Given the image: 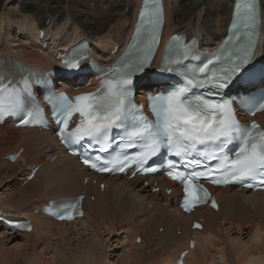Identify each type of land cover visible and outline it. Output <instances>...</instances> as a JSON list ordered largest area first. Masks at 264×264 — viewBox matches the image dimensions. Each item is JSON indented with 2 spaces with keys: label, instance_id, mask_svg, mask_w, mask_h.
<instances>
[{
  "label": "bare ground",
  "instance_id": "1",
  "mask_svg": "<svg viewBox=\"0 0 264 264\" xmlns=\"http://www.w3.org/2000/svg\"><path fill=\"white\" fill-rule=\"evenodd\" d=\"M6 1L7 5L4 6L6 11L0 8V31L2 27L6 29L12 17L17 24L13 28L17 34L22 35L21 40H32V44L27 41L19 42L1 31L0 56L9 54L24 63L43 68L56 63L52 48L63 47L83 38L93 42V52L97 56H108V52L115 45L119 46L118 51H120L131 32L140 3V0ZM259 1L262 9L263 35L257 46V53L260 54L259 56H264V0ZM13 2L17 4L15 8L20 5L22 12L29 11V15H33L35 22L30 24L28 18V24H26V15L19 14L14 7L11 10ZM232 2L233 0H163L164 38L171 32H184L188 35L195 34L200 38L201 44L216 42L225 31L226 23L230 18ZM16 18L22 21L16 20V22ZM46 18L52 20L48 25L45 24ZM63 19L65 21L62 23ZM39 32L44 33V38L37 43ZM7 41L15 43L18 41V43L17 46L10 48ZM44 43L48 45L47 48L42 47ZM143 87L148 88L146 85ZM144 88L136 91L140 92L137 94L140 98L143 97ZM257 118L264 124V111L258 114ZM19 148H22V151L13 162L8 160L0 162V189L2 188L0 214L12 218L27 217L30 219L32 228L28 232H1L0 264H19V260L21 264H107L104 262L101 251L103 245L97 231L104 230L108 235H113L117 229L125 233L127 239L124 238L123 241H126L129 248L126 249L127 254L124 253L123 259H116L111 264H175L176 257L181 250L187 248L188 240L192 235L195 241L194 247L187 251L183 264H264V191L249 192L230 186L217 188L213 190L218 204L217 211L204 206L196 209L193 214H184L173 205V195L179 194V189L163 178L155 177L159 182V187L169 185L172 187V192L170 195H162L163 202L160 203L157 197L161 195L151 193L149 189L141 185L144 178L126 180L120 175H100L97 178L89 174L78 164L75 157L63 152L50 130L15 128L6 122L0 124V158L15 153ZM53 156L56 158L50 162L49 159ZM23 164L27 168L36 164H41V167L31 180L26 181L24 186L17 188L18 190L10 191L8 187L3 188L7 182L16 178ZM28 173L29 170L23 174L21 181H24ZM85 178H87L86 184L83 183ZM93 179L97 180L95 185L90 183ZM100 180L106 184L103 190L98 188ZM53 182L58 183L56 185ZM52 183L63 191L72 193L45 198L53 193L55 186L51 190H46L47 186ZM82 193L85 194L82 202L85 212L73 223L57 222L40 212L41 206L49 200L72 197ZM92 195L94 196L93 202L88 200ZM33 199L39 200L38 203L32 204V211L35 208L39 210L37 214L29 210L28 203ZM149 203H151L150 209L147 208ZM104 205L106 207H103ZM236 214L245 218V222L243 218L242 222L245 227L254 231L253 240L257 241L258 245L246 249L240 245L243 249L241 253H239L241 248L238 249L239 251L232 248L234 252L231 249V253L228 251L227 254V250L222 248L223 244L219 247L218 244L214 246L216 241H213L212 233L220 229L224 223L232 222L231 225H234L233 217ZM197 218L203 220L202 228L192 231L191 221ZM160 219L165 222V229L176 224L174 233H171V229L169 233L164 232L165 237L160 234L162 238L164 237L160 241L164 245L162 250H157V246V248H152V245L151 248L148 246L149 249L139 252L143 246L152 243V237L148 236V233L153 223L158 220L159 224L156 229L159 231L162 226ZM240 221L238 219L236 224L238 229L241 227ZM73 225L79 226L78 229L80 228L87 240L80 238L74 245L67 243L69 246L56 243L52 247L55 252L54 256L49 258L47 256L50 250L48 239L55 235L54 229L58 227L57 235L62 241L65 234L72 232L73 229H70ZM177 225L181 228H176ZM176 229L181 231L178 233ZM0 231H2L1 225ZM5 236L10 237V242L13 238L21 236L25 239V244L20 245L21 249L17 251L6 246L3 242ZM136 238H139V244L134 242ZM39 240L45 243L43 250L30 251L32 250L30 246ZM213 247L215 248L212 249Z\"/></svg>",
  "mask_w": 264,
  "mask_h": 264
},
{
  "label": "snow or ice",
  "instance_id": "2",
  "mask_svg": "<svg viewBox=\"0 0 264 264\" xmlns=\"http://www.w3.org/2000/svg\"><path fill=\"white\" fill-rule=\"evenodd\" d=\"M233 15L232 27L236 30L233 35H236L241 27L251 29L257 23L258 13L253 0H235ZM161 16L162 9L157 0H144L140 13L141 28L148 33L144 54L129 61L111 78L104 80L97 92L78 95L74 100L61 94L54 101H50L53 104L56 122L63 125L60 130L61 140L65 143H78L85 138L90 141H103L98 149L103 153L108 151L107 144L112 131L123 129L124 139L118 146L122 151L136 149V157L131 161L117 158L115 161L105 162V166H98L90 159H84V164L100 172L124 171L131 163H136L137 170L146 174L156 171L144 165L162 150L179 157L184 161L182 167L191 168L192 171H180L176 161H169L167 174L172 180L183 185L182 206L185 210H191L194 205L207 198V190L197 182L201 178H211L210 182L214 184L239 182L245 187H254V183L245 181H255L259 177V182L264 184V129L255 122L250 127H244L233 111L232 102L214 99L221 94L220 90L229 88L233 78L252 59L255 45L251 39L247 44L229 53L226 68L209 74L208 64L212 63L211 60L199 68L198 71L205 74L203 79H197L187 72H180L178 68L172 66L189 55L190 50H183L176 60L165 58L161 71L181 75L184 83L167 91V94H157L151 98L154 121L148 120L140 109L132 106L131 88L128 86L132 85L133 76L143 72L151 62L152 47L157 42L156 29L161 23ZM172 39L177 40L176 37ZM64 66L68 69H79L81 62L65 61ZM192 88H208L209 91L190 94ZM24 92H28L26 82L23 89H20L10 87L0 79V117L6 112L15 115L24 110ZM245 103L248 102L243 101L242 106ZM246 110L251 115L264 111V97L254 103H248ZM77 113L79 122L76 128L65 134L69 120ZM27 115L29 118L22 121L24 124L41 122L42 109H37L35 113L28 112ZM229 144L236 145L231 154L225 151ZM187 157L192 159L186 160ZM196 157H201L204 161H216V165L214 167L205 165V170L198 171L197 169L202 166V160ZM95 159L101 161L104 158L97 155ZM109 163L111 167L107 166ZM78 203L77 201L70 204L66 209L67 215L61 218L71 219ZM215 206L213 202V207Z\"/></svg>",
  "mask_w": 264,
  "mask_h": 264
},
{
  "label": "rangeland",
  "instance_id": "3",
  "mask_svg": "<svg viewBox=\"0 0 264 264\" xmlns=\"http://www.w3.org/2000/svg\"><path fill=\"white\" fill-rule=\"evenodd\" d=\"M5 2V3H4ZM7 5V1L6 0H0V5H1V7L0 8H2V11L4 10V6H6ZM12 6H11V10H12V8L15 6V5H17L15 2H13L12 4H11ZM33 5V4H32ZM35 6H37V5H35ZM14 10L15 11H18V13L19 14H21L22 13V15L24 14V15H26V24H28V20H29V22H30V24H32L33 22H35V18L33 17V15H29L30 13H29V11H23L22 12V10L20 9V5H18V7H14ZM4 11H6V10H4ZM261 11H262V9H261ZM28 16V17H27ZM20 18V17H19ZM29 18V19H28ZM34 19V20H33ZM131 19H132V16H131ZM22 21V19L20 20V19H15V21ZM51 20V18H49V19H47L46 18V20H45V24L46 25H48V24H50L51 22H52V20ZM16 21V22H17ZM63 21H65V19H63L62 20V23H63ZM14 18L12 19V17L10 18V24L6 27V29L4 30V28L2 27L1 28V31L2 32H5V34H9V36L11 35V37H13V39H16V40H18L19 42H25V41H27V39L25 40V41H23V40H21L22 39V35H20L19 33L17 34L16 33V30L13 28L14 26H16L17 24L14 22ZM32 22V23H31ZM12 26V27H11ZM8 27H11V28H8ZM14 30V31H13ZM0 31V32H1ZM7 31V32H6ZM14 33V34H13ZM19 35V36H18ZM16 36V37H15ZM15 37V38H14ZM19 38V39H18ZM18 41H17V43H18ZM32 41V40H31ZM30 40H28L27 42H29V44H32V42H31ZM42 41V40H41ZM17 43H15V42H9V41H7V45H9V47L11 48V46L12 47H15V46H17L16 44ZM261 48H262V46H261ZM59 82V81H58ZM140 93V92H139ZM138 94V93H137ZM2 160H4L5 161V159H3V158H0V162H2ZM24 165L25 164H23V167L21 168V170L18 172V174H17V176H16V178L15 179H13L12 181H10L9 183L7 182V184L5 185V187H3V188H7L8 190H18L19 189V187H22V186H24L25 185V183H23V181H21L22 180V176H23V174L27 171V166H25L24 167ZM24 170V171H23ZM26 170V171H25ZM23 171V172H22ZM22 182V183H21ZM3 183H4V181H3ZM53 183H55L56 185H57V183L58 182H53ZM50 184L49 186H47V188H46V190H51L52 189V187H54L53 188V193H51L50 195H48V196H46L45 198H48V197H55V196H60V195H63V194H67L68 192H69V194H71L72 192L71 191H66L65 192V190L63 191L62 189H60V188H58L55 184ZM91 183V182H90ZM23 184V185H22ZM91 185H95V183L94 184H92L91 183ZM141 185L144 187V188H146V189H149L148 187H146V186H144L143 185V182L141 181ZM18 188V189H17ZM48 188H50V189H48ZM57 190H56V189ZM2 189V188H1ZM1 189H0V191H1ZM128 189V188H127ZM54 190H55V192H54ZM129 190V189H128ZM63 191V192H62ZM151 192V191H150ZM152 193V192H151ZM153 193H155V192H153ZM157 195H161V194H159V193H156ZM2 196L0 195V198H1ZM127 197H128V193H127ZM148 197L149 198H151L149 195H148ZM94 196L92 195L90 198H88V200H90L91 202H93L94 201ZM148 198V199H149ZM157 200L158 201H160V203H162L163 202V196L161 195L160 197H157ZM31 202H29L28 203V205H29V210H31L30 212L31 213H33V214H37V212H38V210H37V208H35V209H33V211H32V207H33V205L32 204H34V203H38V201L39 200H30ZM108 202V201H107ZM107 202H105V204L107 203ZM111 202H112V204H113V198L111 199ZM109 203H110V201H109ZM150 206H151V203H149L148 204V207L147 208H149L150 209ZM103 207H106V205H104ZM237 213V212H236ZM239 214V213H238ZM237 216H239V215H235L234 217H233V219H235V220H233L234 221V225H231V223L232 222H230V223H224L222 226H221V228L219 229L218 228V230L217 231H215V232H213L212 233V238H213V241L215 240L216 241V243H214V246L216 247L217 246V244H218V247H219V245L221 244H223L222 245V248L224 249V250H227V254H228V251L231 253V249L232 248H234V249H236V250H238L239 248H241L240 249V252L239 253H241V251H243V249H246V248H252V247H254V245H256L257 244V241H255V240H253V233H254V231H252V229H249V228H247V227H245V225H244V222H245V218L244 217H242L241 215L239 216V217H237ZM241 217V218H240ZM242 218H243V220H244V222H242L243 220H242ZM237 219V220H236ZM238 219H240L241 221V223H240V228L238 229L237 228V226H236V224H237V221H238ZM163 223V224H162ZM159 224V220L158 221H155L154 223H153V225H152V227H151V230L149 231V233H148V236H151L152 237V243H150V244H146L145 246H143L141 249H140V251L139 252H141V251H144L145 249L147 250V249H149V247L148 246H150V248H151V246H152V248H157V250L158 249H160V250H162L163 248H164V245L163 244H161L160 243V241H162V239L165 237V235H164V232L166 233H169L170 232V230L172 231L171 233H174V228H175V226H176V224H174V225H172V226H169L168 227V229H169V231H168V229L166 228L165 229V222H163V220L162 219H160V224L162 225L161 227H160V229L162 228V229H164L163 231H162V229L161 230H157L156 228V226ZM78 227L79 226H77V225H73L72 227H71V229L70 230H72V232H70V233H67V234H65V236H64V239L62 240V241H60V237L57 235V233H58V227L56 228V229H54V236H52L50 239H48V241H49V245H50V247H49V252H47V256L49 257V258H52L54 255V250H52V247L54 246V245H56V243H57V245L58 244H60L61 246L62 245H68V244H75L76 243V240L77 239H80V238H82L81 240H87V237L81 232V230H80V228L78 229ZM164 227V228H163ZM60 228V227H59ZM176 228H181L180 227V225H177V227ZM60 230V229H59ZM177 230V229H176ZM181 230H177V232L179 233ZM1 232L3 233H6L5 232V230L3 231H0V234H1ZM76 234H75V233ZM176 232V234H177V236H179V234ZM116 233V234H115ZM113 235H108L107 234V232L106 231H102V230H98L97 231V234L99 235V239H101L100 241H101V244L103 245L102 246V249H101V251L103 252V256H104V262L105 263H107V264H111V263H113L114 261H116V259H123L124 257V255L125 254H127V250H128V248H129V245L127 244V243H125L126 241V239L127 238H125V233H122L120 230H116V232H115ZM118 233V234H117ZM80 234H82V235H80ZM153 234V235H152ZM160 234H162L164 237L162 238V235H160ZM215 234V235H214ZM158 235V236H157ZM214 235V236H213ZM124 236V237H123ZM154 237V238H153ZM231 237V238H230ZM34 238V237H33ZM33 238L30 240V242H32V240H33ZM125 238V240L123 241V239ZM251 238H252V240L253 241H255L254 243H253V241L251 240ZM67 239V240H66ZM229 239H231V241L229 240ZM238 239V240H237ZM10 237L9 236H5L4 238H3V242H5V244H6V246H8V247H11L12 249H16L17 251L18 250H20L21 249V246L20 245H22V244H25V239L24 238H22L21 236H18V237H15V238H13L12 240L13 241H11L10 242ZM232 240H234V242L232 241ZM155 241V242H154ZM214 241V242H215ZM219 241V243H217ZM24 242V243H23ZM62 242H63V244H62ZM135 242V241H134ZM232 242V243H231ZM65 243V244H64ZM68 243V244H67ZM123 243V244H122ZM136 243V242H135ZM155 243H156V245H155ZM231 243V244H230ZM259 243V242H258ZM136 244H139V243H136ZM216 244V245H215ZM234 244V245H233ZM245 244V245H244ZM2 245V244H1ZM43 245H45V243L44 242H40V240L36 243V244H34V245H32V246H30L31 248H32V250H30V251H36V252H38V251H41V250H43V248H44V246ZM124 245V246H123ZM175 245V244H174ZM231 247H230V246ZM243 245L244 246V248L242 249V247L241 246ZM258 245V244H257ZM69 246V245H68ZM123 246V247H122ZM157 246V247H156ZM234 246V247H233ZM34 247V248H33ZM67 247V246H66ZM104 247V248H103ZM127 247V248H126ZM215 247H213L212 249H214ZM42 248V249H41ZM48 248V247H47ZM124 250H123V249ZM144 248V249H143ZM107 249V250H106ZM127 249V250H126ZM234 249H232V251L234 252ZM126 251V252H125ZM239 251V250H238ZM125 253V254H124ZM229 253V254H230ZM238 253V252H237ZM238 253V254H239ZM123 254V255H122ZM122 257V258H121ZM106 259V260H105ZM231 260H232V258H231ZM19 264H21V260H19Z\"/></svg>",
  "mask_w": 264,
  "mask_h": 264
}]
</instances>
